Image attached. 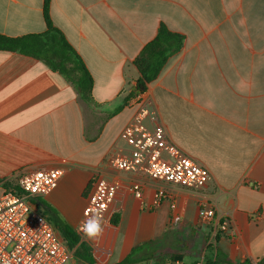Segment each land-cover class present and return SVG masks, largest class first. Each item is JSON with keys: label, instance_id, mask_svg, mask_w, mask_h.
Instances as JSON below:
<instances>
[{"label": "crops", "instance_id": "0c3cea01", "mask_svg": "<svg viewBox=\"0 0 264 264\" xmlns=\"http://www.w3.org/2000/svg\"><path fill=\"white\" fill-rule=\"evenodd\" d=\"M43 6L0 0V35L43 33ZM47 7L91 75L96 105L41 61L0 51V196L13 173L62 169L42 200L75 230L97 176L116 185L102 231L112 215L119 220L110 243H98L102 231L91 239L94 264H117L152 241L148 259L183 260L199 236L209 255L197 261L264 264V0H48ZM160 24L185 40L144 96L170 139L209 170L200 190L119 172L108 161L114 145L126 148L122 132L135 110L128 95L139 77L134 62ZM133 185L140 199L128 191ZM158 192L164 198L155 204ZM203 202L225 233L213 237L211 225L199 226ZM178 246L182 251L171 249Z\"/></svg>", "mask_w": 264, "mask_h": 264}, {"label": "built area", "instance_id": "2783aa9c", "mask_svg": "<svg viewBox=\"0 0 264 264\" xmlns=\"http://www.w3.org/2000/svg\"><path fill=\"white\" fill-rule=\"evenodd\" d=\"M144 93L131 99L135 110L122 132L126 148L121 153L116 145L113 146L108 158L110 166L116 171L141 175L167 185L203 189L211 179L209 170L170 139L157 110ZM63 174L59 168L21 172L15 181L16 188L3 190L0 196V264H73L75 248L66 245L47 216L30 202V199L49 195ZM128 191L140 199L141 190L137 185L128 187ZM115 194L116 185L93 177L92 191L75 229L80 242L91 241L84 229L94 220L102 225ZM162 198L161 192L156 193L154 203ZM197 218L200 227L211 225L213 237L217 232H226L216 210L207 203L199 204ZM155 264L187 263L175 260Z\"/></svg>", "mask_w": 264, "mask_h": 264}, {"label": "trees", "instance_id": "16d2710c", "mask_svg": "<svg viewBox=\"0 0 264 264\" xmlns=\"http://www.w3.org/2000/svg\"><path fill=\"white\" fill-rule=\"evenodd\" d=\"M47 3L48 0H44L43 19L46 30L40 34L21 37L0 35V51L15 52L41 61L51 71L58 73L67 83L72 85L78 91L83 102L90 107H95L96 104L92 98V77L63 34L52 25ZM184 40V35L168 30L163 24L159 25L155 37L141 49L134 62L139 77L136 79L128 99L146 91L148 85L158 77L167 60L181 51ZM4 188L9 187L4 185ZM30 202L53 223L66 245L69 248H75L74 256L79 261L84 264H94L91 247L87 243L80 242L75 230L60 218L53 207L40 198L30 199ZM118 220L119 215L114 214L111 223L116 226ZM151 244L153 241L133 247L130 253L117 264L139 263V260L133 258L134 252L139 248H149ZM169 261L172 260L166 261L161 256L157 257L158 263Z\"/></svg>", "mask_w": 264, "mask_h": 264}, {"label": "rangeland", "instance_id": "374dc122", "mask_svg": "<svg viewBox=\"0 0 264 264\" xmlns=\"http://www.w3.org/2000/svg\"><path fill=\"white\" fill-rule=\"evenodd\" d=\"M19 172H21V171H18L17 173H13V174L9 175L7 177V179H5V185L7 187L14 188V189L16 188L15 181L17 179V176H18ZM112 218H113V215L111 216V218L109 220L110 225L112 224L111 223ZM104 221H106V219ZM110 228L113 229L114 228L113 225H111ZM110 228L108 226H105L104 230L102 231V234L100 235V239H99L98 243H101L102 242L101 240L104 241V238H106L107 241H109V243H110V240L112 241V238H114V232H112V230ZM95 241H96V239L93 240V246H94L95 251L97 252L98 251V244ZM202 242L203 241H202V238L200 236L197 239L196 238L190 239V246H189V248L186 251H184L186 254L183 253L184 255H182V259H183L184 263L191 264L193 261H197V260H200V259H203V262H205L207 260L206 257H207V255H209L208 254L209 249L207 248L205 250L204 249V244L203 245L201 244ZM89 243H88V245L90 246ZM99 247H100V245H99ZM106 248H107V246H104V248L102 250L103 254L106 253ZM171 249L176 250V251H182V248L179 247V246L176 247V248L172 247ZM148 250L149 249L147 247H144V248H141V249L139 248L138 250H136L134 252V257L133 258H135L136 260H139L138 261L139 263H137V264H155L156 261H154V259H155L154 257H151L150 259H148L146 257L148 255ZM202 253H205L204 257H202ZM189 254H194L195 260H193V257L191 255H189ZM117 257H118L117 252L114 251L112 256H111V262H113ZM73 259H74L73 260V264H83L75 256H74Z\"/></svg>", "mask_w": 264, "mask_h": 264}, {"label": "clouds", "instance_id": "9594fccd", "mask_svg": "<svg viewBox=\"0 0 264 264\" xmlns=\"http://www.w3.org/2000/svg\"><path fill=\"white\" fill-rule=\"evenodd\" d=\"M86 235L90 238H96L101 233L102 229L100 226V223L98 221H92L90 222L89 226L84 229Z\"/></svg>", "mask_w": 264, "mask_h": 264}, {"label": "water", "instance_id": "95a60500", "mask_svg": "<svg viewBox=\"0 0 264 264\" xmlns=\"http://www.w3.org/2000/svg\"><path fill=\"white\" fill-rule=\"evenodd\" d=\"M175 260H181V258H180V257H178V258H175V259H174V261H175Z\"/></svg>", "mask_w": 264, "mask_h": 264}]
</instances>
